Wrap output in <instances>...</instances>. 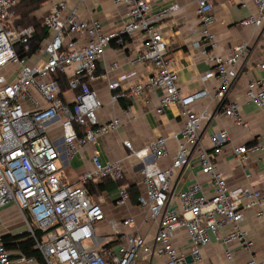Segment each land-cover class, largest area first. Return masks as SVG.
<instances>
[{
    "label": "built area",
    "instance_id": "2783aa9c",
    "mask_svg": "<svg viewBox=\"0 0 264 264\" xmlns=\"http://www.w3.org/2000/svg\"><path fill=\"white\" fill-rule=\"evenodd\" d=\"M124 2L129 13L122 27L106 33L98 18L82 19L76 7L71 10L60 1L43 17L48 34L34 44L38 31L33 25L18 22L17 7L20 0H0V208L13 203L26 221V234L34 241V248L41 252V259L23 252L13 253L0 232V264H140L151 255L165 256L166 264H195L202 258V249L212 241V236L227 245L237 242L249 251L254 241L241 223L251 209H258L264 219V192L253 185L230 187L214 161L222 153L228 140L225 130L211 134L214 151L210 153L201 143L203 123L212 118L208 106L197 111L195 103L206 98L209 92L200 89L182 95L173 59L168 53L167 41L158 23L174 14L179 5L174 4L156 13L150 0H115ZM214 0H196L197 16L202 24V40L195 41L213 70L204 78L217 75L219 85L215 98L226 102L227 95L239 75L238 63L247 45H236L227 54L216 52L218 35L213 27L216 22ZM245 5V0H238ZM258 15L244 19V26L260 27L264 24V0H254ZM68 11V13H65ZM135 32L143 33L144 40L135 61L153 67L147 83L132 86L128 93L121 91L120 80L109 83L116 100L126 94H141L146 89H160L157 113L172 105H180L184 119L181 138L172 166L162 168L158 160L168 154L167 138L159 137L149 146L136 149L130 140L124 144L129 156L143 164L145 193L137 198L140 208L146 211L145 220H158V231L153 244L140 234L127 233L119 243L111 244L98 238L96 225L105 219L103 199L89 193L88 184L102 179L117 182L119 198L123 205L130 199L124 183L122 160L102 164L93 155L94 168L84 171L77 184L62 176V153L51 137L48 123L57 121L66 153L72 157L78 147L92 145L104 134L117 130L120 119L100 123L98 110L102 101L92 82L99 76V61L112 42L124 43L125 37ZM264 48V28H263ZM73 68V74L69 68ZM117 67V65H115ZM264 69V61L260 64ZM68 78L67 90L61 78ZM71 92V99L66 93ZM246 99L258 107L264 106V80H252ZM238 103L224 106L225 116L238 114ZM51 124V125H52ZM260 144L241 145L234 149L237 161L247 169L251 152ZM197 149L201 171L210 176L214 193L207 196L201 183H192L177 197L180 209L172 204L171 179L176 169L190 165L192 153ZM250 176V173H247ZM134 222L129 216L112 227L129 226ZM231 224L232 230L224 235L221 229ZM185 228L191 241V251L183 252L174 243L178 229ZM38 230L43 234L38 235ZM23 233V232H22ZM21 233V235H22ZM105 242L103 245L101 243ZM193 261L188 262V256ZM247 264H264L250 259Z\"/></svg>",
    "mask_w": 264,
    "mask_h": 264
},
{
    "label": "crops",
    "instance_id": "0c3cea01",
    "mask_svg": "<svg viewBox=\"0 0 264 264\" xmlns=\"http://www.w3.org/2000/svg\"><path fill=\"white\" fill-rule=\"evenodd\" d=\"M63 1L68 5V11L76 7L80 18H98L102 21L104 31L111 33L122 27L129 13V7L124 2L115 0H47L32 16L42 20L50 13L55 4ZM174 4L179 9L169 17L162 19L158 27L167 41L168 53L173 59V68L178 74V85L182 95L187 96L200 89H206L209 95L197 101L194 105L197 111L208 106L212 118L204 121L201 130V143L213 153L214 144L211 134L225 130L228 140L223 145L222 153L214 155V161L222 171L230 187L248 186L264 192V106L247 101L246 91L252 80H264V69L260 64L264 61V48L262 32L264 24L260 27L244 26L241 22L247 17L258 15V8L254 0H245L243 5L238 0H214V15L216 22L214 31L218 35L216 52L227 54L236 45L245 43L247 50L245 56L240 59L239 75L232 89L227 95L226 102L215 98V92L219 85V78L214 75L204 78L213 70L208 62L194 46L195 41H201L202 24L197 16L196 0H150L151 10L156 13ZM65 11V13H68ZM144 40L143 33L135 32L126 36L124 43L112 42L99 61V76L92 82L102 101V107L98 110L100 123H107L114 118L120 119L117 130L102 135L97 142L85 148L78 147L72 157L66 153V147L61 136V127L57 121L48 123L51 137L56 140L62 156L60 166L66 172L67 181L77 184L79 176L86 170L94 168L93 155H98L102 164L110 161L122 160L124 168V183L133 189L129 190L130 199L123 205L117 204L119 190L111 187L98 191L93 198H102V206L105 219L97 223L95 234L98 238H106L109 241L119 243L122 236L127 233L140 234L153 244V237L158 231V220H145L146 211L139 207L137 198L144 194L143 164L135 156L127 157L129 150L124 141L130 140L136 149L149 146L159 137L167 138L168 154L158 160L162 168L172 166L178 147V138L184 127V119L180 114V105H172L162 113H157L162 91L160 89H146L141 94H126L116 100L112 99L113 91L109 83L119 79L120 90L128 93L132 86L147 83L153 73V67L135 61L139 48ZM117 65V67H115ZM73 74V68H69ZM71 99L73 94L66 93ZM229 102L238 103V114L244 124L235 122V117L223 114L224 106ZM52 124V125H51ZM260 144L261 148L251 152L245 169L236 159L234 149L241 145ZM250 173V176H247ZM201 183L207 196L214 193L209 175L201 171L197 149L192 153L190 165L176 169V175L171 179V193L174 195L172 204L180 209L181 202L177 195L185 191L192 183ZM133 216L134 222L129 226L120 225L115 231L112 222H120ZM254 246L249 251L237 242L227 245L212 236V241L203 247L202 258L195 264H247L254 258L257 261L264 260V219L259 216L258 209H251L246 219L241 223ZM233 226L228 224L221 229V234H228ZM26 231V221L20 215L18 208L13 203L0 208V232L3 238L10 244L9 249L13 253L22 252L19 238ZM105 242L102 241L101 245ZM175 245L183 252L191 251V241L185 228H180L174 236ZM165 256L151 255L140 264H166Z\"/></svg>",
    "mask_w": 264,
    "mask_h": 264
},
{
    "label": "trees",
    "instance_id": "16d2710c",
    "mask_svg": "<svg viewBox=\"0 0 264 264\" xmlns=\"http://www.w3.org/2000/svg\"><path fill=\"white\" fill-rule=\"evenodd\" d=\"M47 0H20L18 7H17V16H18V22L22 25H33L38 31L37 39L34 41V44H38L41 42L44 38L47 37L48 30L46 27L43 26V19L39 20L37 17L32 16V14L37 11ZM62 85L65 90H67V83L68 78L66 76L61 78ZM118 183L114 182L112 179H102L98 182H92L88 184V190L89 193L95 194L98 191H102L105 189H109L111 187H118ZM133 189L132 187H128V191ZM93 196V195H92ZM38 235L41 236L43 232L41 230H38ZM19 238H22L23 241L19 245L22 252L28 256H34L38 259H41V252L34 248V241L30 238H28V234H22ZM6 239V238H5ZM7 247H10V244H8V241L5 240ZM117 242L113 241L111 244H116Z\"/></svg>",
    "mask_w": 264,
    "mask_h": 264
},
{
    "label": "water",
    "instance_id": "95a60500",
    "mask_svg": "<svg viewBox=\"0 0 264 264\" xmlns=\"http://www.w3.org/2000/svg\"><path fill=\"white\" fill-rule=\"evenodd\" d=\"M27 232H23L22 234H26ZM193 261V259H192V256L190 255V256H188V262H192Z\"/></svg>",
    "mask_w": 264,
    "mask_h": 264
},
{
    "label": "rangeland",
    "instance_id": "374dc122",
    "mask_svg": "<svg viewBox=\"0 0 264 264\" xmlns=\"http://www.w3.org/2000/svg\"><path fill=\"white\" fill-rule=\"evenodd\" d=\"M62 176L67 178L66 172L64 170L62 171Z\"/></svg>",
    "mask_w": 264,
    "mask_h": 264
},
{
    "label": "bare ground",
    "instance_id": "6f19581e",
    "mask_svg": "<svg viewBox=\"0 0 264 264\" xmlns=\"http://www.w3.org/2000/svg\"><path fill=\"white\" fill-rule=\"evenodd\" d=\"M262 39H263V37H262ZM263 41V40H262Z\"/></svg>",
    "mask_w": 264,
    "mask_h": 264
}]
</instances>
